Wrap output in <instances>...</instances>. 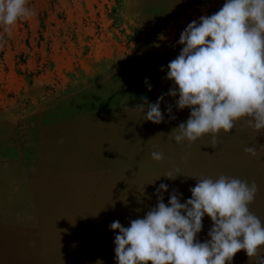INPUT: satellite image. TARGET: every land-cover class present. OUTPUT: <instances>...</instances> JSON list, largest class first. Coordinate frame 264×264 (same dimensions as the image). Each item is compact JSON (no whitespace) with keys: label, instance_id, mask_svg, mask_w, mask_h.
<instances>
[{"label":"rangeland","instance_id":"374dc122","mask_svg":"<svg viewBox=\"0 0 264 264\" xmlns=\"http://www.w3.org/2000/svg\"><path fill=\"white\" fill-rule=\"evenodd\" d=\"M224 2L28 0L30 18L0 26V264H116L110 224L143 218L160 183L167 204L173 191L190 198L197 178L255 181L249 209L264 222V131L241 119L215 140L171 134L190 110L167 95L166 66L187 24ZM161 95L164 122L143 120L141 98ZM176 168L175 180L161 176ZM211 227L206 216L197 239ZM231 264L251 262L240 251Z\"/></svg>","mask_w":264,"mask_h":264},{"label":"clouds","instance_id":"9594fccd","mask_svg":"<svg viewBox=\"0 0 264 264\" xmlns=\"http://www.w3.org/2000/svg\"><path fill=\"white\" fill-rule=\"evenodd\" d=\"M27 5L28 0H0L5 32L33 15ZM177 44L181 50L166 66L165 78L172 84L167 95L177 98L176 108H187L190 115L173 129L172 139L189 145L205 135L215 140L241 119L255 132L264 131V0H225L215 13L187 24ZM145 84L151 91L147 78ZM141 99L143 120L164 122V95L154 103ZM166 111L175 119L171 106ZM244 151L258 155L252 146ZM151 159L160 162L164 154L154 150ZM178 175L176 168L161 176L175 180ZM197 179L184 202L173 191L166 204L168 185L160 183L154 192L157 203L143 218L127 227L118 220L110 224L117 233L116 264H231L240 251L251 264H264V222L249 209L259 191L257 183L225 175ZM206 216L212 227L201 242L197 237Z\"/></svg>","mask_w":264,"mask_h":264},{"label":"crops","instance_id":"0c3cea01","mask_svg":"<svg viewBox=\"0 0 264 264\" xmlns=\"http://www.w3.org/2000/svg\"><path fill=\"white\" fill-rule=\"evenodd\" d=\"M256 160H258L259 162H264V159H263V158H256ZM258 168H259V169H263L264 166H263V165L261 166V165L259 164V165H258Z\"/></svg>","mask_w":264,"mask_h":264}]
</instances>
